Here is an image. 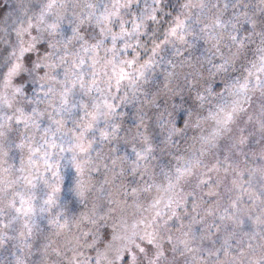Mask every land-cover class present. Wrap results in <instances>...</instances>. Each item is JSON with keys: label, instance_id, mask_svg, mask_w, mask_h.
Wrapping results in <instances>:
<instances>
[{"label": "clouds", "instance_id": "1", "mask_svg": "<svg viewBox=\"0 0 264 264\" xmlns=\"http://www.w3.org/2000/svg\"><path fill=\"white\" fill-rule=\"evenodd\" d=\"M0 264H264V0H0Z\"/></svg>", "mask_w": 264, "mask_h": 264}]
</instances>
